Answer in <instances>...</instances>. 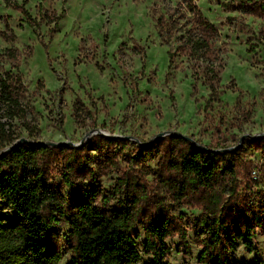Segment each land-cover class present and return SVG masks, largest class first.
<instances>
[{
  "label": "rangeland",
  "instance_id": "1",
  "mask_svg": "<svg viewBox=\"0 0 264 264\" xmlns=\"http://www.w3.org/2000/svg\"><path fill=\"white\" fill-rule=\"evenodd\" d=\"M190 9L212 25L210 39L217 35L205 54L213 51L219 64L214 92L182 51V42L198 35ZM0 56L22 82L19 108L2 119L13 143L75 147L96 135L127 141L101 144L102 155L115 153L118 169L96 172L94 183L107 192L130 171L161 197L185 228L188 246L185 256L177 235L168 239V264H198L203 238L191 226L201 210L177 208L159 183L170 135L230 153L235 201L263 224L254 251L236 244L228 259L264 262V141L260 149L248 145L264 138V16L244 12L237 0H0ZM87 155L96 169L97 152ZM61 170L59 158L51 176L62 186ZM69 260L62 247L56 264Z\"/></svg>",
  "mask_w": 264,
  "mask_h": 264
},
{
  "label": "trees",
  "instance_id": "2",
  "mask_svg": "<svg viewBox=\"0 0 264 264\" xmlns=\"http://www.w3.org/2000/svg\"><path fill=\"white\" fill-rule=\"evenodd\" d=\"M237 1L244 12L264 16V2ZM190 10L196 12L198 35L183 41L182 51L198 64L214 92L219 64L213 51L210 58L205 54L217 35L210 39L212 25L200 12ZM0 63V264H56L62 247L70 253L68 264H168L167 240L174 235L187 256L185 228L170 215L161 197L149 194L144 181L127 171L107 192L94 183L96 172L107 175L118 169L115 153L102 155L101 144L125 145L126 140L96 135L75 147L13 143L2 119H11L19 108L22 82L3 68L2 56ZM169 140L172 146L165 150L164 175L159 176V183L177 208L201 210L191 224L203 235L198 237L201 251L197 263L264 264L261 260L230 263L228 259L236 244L252 253L255 230L263 224L259 214L242 210L235 201L230 153L215 154L177 135H170ZM263 141L255 139L248 145L260 149ZM90 148L98 154L96 169L87 155ZM59 158L61 183L70 196L68 204L62 186L51 176ZM141 158L137 152L133 160ZM63 225L67 229H61Z\"/></svg>",
  "mask_w": 264,
  "mask_h": 264
},
{
  "label": "water",
  "instance_id": "3",
  "mask_svg": "<svg viewBox=\"0 0 264 264\" xmlns=\"http://www.w3.org/2000/svg\"><path fill=\"white\" fill-rule=\"evenodd\" d=\"M160 136V135H159ZM108 137H110V138H123V137H116V136H108ZM24 142H26V143H34V142H30V141H27V140H25V139H21L20 141H19V143H24ZM37 143H43V142H37ZM49 146H56L57 144H54V143H47ZM14 146V144L13 145H11L10 147H8L7 149H6V151H8V150H10L12 147Z\"/></svg>",
  "mask_w": 264,
  "mask_h": 264
}]
</instances>
